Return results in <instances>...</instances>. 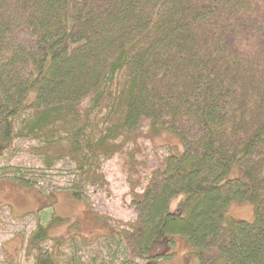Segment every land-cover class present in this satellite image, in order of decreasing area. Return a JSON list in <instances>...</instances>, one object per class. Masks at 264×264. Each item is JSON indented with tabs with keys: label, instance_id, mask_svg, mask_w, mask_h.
<instances>
[{
	"label": "trees",
	"instance_id": "16d2710c",
	"mask_svg": "<svg viewBox=\"0 0 264 264\" xmlns=\"http://www.w3.org/2000/svg\"><path fill=\"white\" fill-rule=\"evenodd\" d=\"M161 132L182 152L150 169L138 139ZM16 139L90 184L101 160L127 162L136 219L101 236L130 262L162 264L180 243L189 264H264V0H0V157ZM248 202L251 222L230 214ZM54 206L36 212L25 259L103 264L82 257L79 223L51 235Z\"/></svg>",
	"mask_w": 264,
	"mask_h": 264
},
{
	"label": "rangeland",
	"instance_id": "374dc122",
	"mask_svg": "<svg viewBox=\"0 0 264 264\" xmlns=\"http://www.w3.org/2000/svg\"><path fill=\"white\" fill-rule=\"evenodd\" d=\"M29 95L34 96L32 91ZM171 135L161 132L151 138L147 136L138 139V146L145 151L150 169L159 167L160 160L171 152H182V142L180 145L178 138ZM34 145L31 140L16 139L12 147L0 157V264H32L31 260L24 257L25 241L36 227V212L52 201L54 209L48 210L60 215L64 223L52 225L51 235L68 237L74 232L72 228L79 223L82 234L90 240V244L81 248L84 259L97 251L103 258V264H146L141 259L130 262L120 244L101 236V233L116 227L117 223L125 224L136 219V210L130 196L127 162L118 155L101 160L99 171L103 182L90 184L78 179L73 164L66 159L56 161L49 170L44 168L29 152L28 148ZM20 169L25 173L22 177ZM21 179L28 180L42 195L39 196L34 190L21 189L18 186ZM69 190L77 192L80 199H76ZM247 204L242 207L233 205L229 213L235 219L251 222L253 207ZM89 212L102 217L105 222L98 224L88 216ZM40 214L42 216V212ZM49 244L45 242L43 246ZM73 244L77 248L82 245L76 242ZM185 251L178 243L175 245L176 254L162 264H189ZM191 258V264H197V257L192 255Z\"/></svg>",
	"mask_w": 264,
	"mask_h": 264
}]
</instances>
